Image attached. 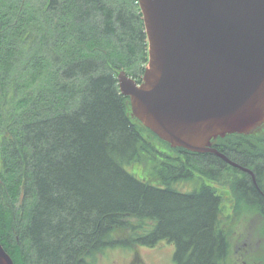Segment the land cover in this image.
Masks as SVG:
<instances>
[{"label": "trees", "instance_id": "1", "mask_svg": "<svg viewBox=\"0 0 264 264\" xmlns=\"http://www.w3.org/2000/svg\"><path fill=\"white\" fill-rule=\"evenodd\" d=\"M148 61L138 0H0V242L15 264H97L108 248L163 241L176 264L226 263L223 197L176 185L229 182L253 208L264 137L212 141L238 167L173 148L120 91L119 73L142 81Z\"/></svg>", "mask_w": 264, "mask_h": 264}, {"label": "water", "instance_id": "2", "mask_svg": "<svg viewBox=\"0 0 264 264\" xmlns=\"http://www.w3.org/2000/svg\"><path fill=\"white\" fill-rule=\"evenodd\" d=\"M138 1L148 66L142 84L118 75L133 117L173 148L238 167L212 141L264 125V0ZM0 264H15L1 242Z\"/></svg>", "mask_w": 264, "mask_h": 264}, {"label": "rangeland", "instance_id": "3", "mask_svg": "<svg viewBox=\"0 0 264 264\" xmlns=\"http://www.w3.org/2000/svg\"><path fill=\"white\" fill-rule=\"evenodd\" d=\"M262 132L258 137H264ZM127 169L142 180L149 177L148 171L139 174L134 167L129 166ZM201 183L216 188L224 199L223 226L231 244L225 264H264V222L259 212L254 208L245 209L229 182L220 184L207 178H196L193 181H182L176 187L184 193H189L198 189ZM176 251V244L168 241H163L155 247L140 246L137 250L108 248L98 255L97 264H176Z\"/></svg>", "mask_w": 264, "mask_h": 264}, {"label": "flooded vegetation", "instance_id": "4", "mask_svg": "<svg viewBox=\"0 0 264 264\" xmlns=\"http://www.w3.org/2000/svg\"><path fill=\"white\" fill-rule=\"evenodd\" d=\"M139 84H142L143 83V80L142 81H137ZM263 126H261L260 128L256 129L254 132H252L251 137H252V144H253V148H258L257 145H258V142H257V139H258V136H259V133H260V129H262ZM264 133V132H262ZM262 148V147H260ZM253 176V175H252ZM263 179H264V176H263ZM253 181L255 184L256 183V180H255V177L253 176ZM23 198H24V195L23 193L21 194V197H20V203L23 202ZM251 199V205L254 209H257L255 205L256 202H263L264 203V188H256V190H253L252 191V198Z\"/></svg>", "mask_w": 264, "mask_h": 264}]
</instances>
